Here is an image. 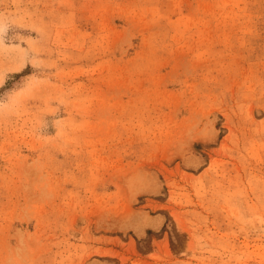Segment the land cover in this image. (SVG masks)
Listing matches in <instances>:
<instances>
[{"label": "rangeland", "instance_id": "1", "mask_svg": "<svg viewBox=\"0 0 264 264\" xmlns=\"http://www.w3.org/2000/svg\"><path fill=\"white\" fill-rule=\"evenodd\" d=\"M0 264H264V0H0Z\"/></svg>", "mask_w": 264, "mask_h": 264}]
</instances>
